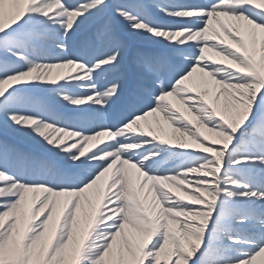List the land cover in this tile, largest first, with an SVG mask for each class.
I'll use <instances>...</instances> for the list:
<instances>
[{
    "label": "snow or ice",
    "instance_id": "snow-or-ice-1",
    "mask_svg": "<svg viewBox=\"0 0 264 264\" xmlns=\"http://www.w3.org/2000/svg\"><path fill=\"white\" fill-rule=\"evenodd\" d=\"M0 264H264V0H0Z\"/></svg>",
    "mask_w": 264,
    "mask_h": 264
}]
</instances>
